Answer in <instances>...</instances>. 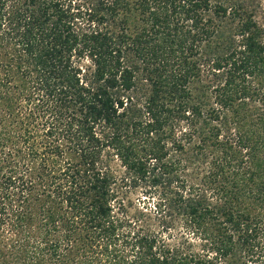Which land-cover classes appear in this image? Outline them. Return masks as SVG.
Here are the masks:
<instances>
[{"label":"trees","instance_id":"trees-1","mask_svg":"<svg viewBox=\"0 0 264 264\" xmlns=\"http://www.w3.org/2000/svg\"><path fill=\"white\" fill-rule=\"evenodd\" d=\"M0 264H264V0H0Z\"/></svg>","mask_w":264,"mask_h":264},{"label":"rangeland","instance_id":"rangeland-1","mask_svg":"<svg viewBox=\"0 0 264 264\" xmlns=\"http://www.w3.org/2000/svg\"><path fill=\"white\" fill-rule=\"evenodd\" d=\"M129 202L133 205V209L131 208V211H133L135 208H139L140 206H147L148 204H152L154 202V197L148 198V195L144 192V188H135L130 189L128 193Z\"/></svg>","mask_w":264,"mask_h":264}]
</instances>
